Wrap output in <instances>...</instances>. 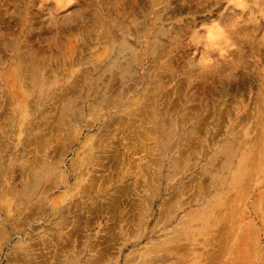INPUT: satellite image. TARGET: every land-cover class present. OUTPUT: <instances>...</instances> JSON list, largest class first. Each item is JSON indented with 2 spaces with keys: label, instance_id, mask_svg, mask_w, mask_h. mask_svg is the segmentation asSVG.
Here are the masks:
<instances>
[{
  "label": "rangeland",
  "instance_id": "obj_1",
  "mask_svg": "<svg viewBox=\"0 0 264 264\" xmlns=\"http://www.w3.org/2000/svg\"><path fill=\"white\" fill-rule=\"evenodd\" d=\"M0 264H264V0H0Z\"/></svg>",
  "mask_w": 264,
  "mask_h": 264
}]
</instances>
